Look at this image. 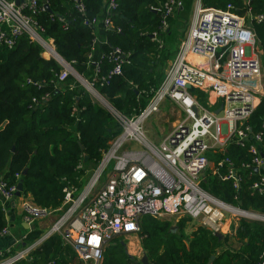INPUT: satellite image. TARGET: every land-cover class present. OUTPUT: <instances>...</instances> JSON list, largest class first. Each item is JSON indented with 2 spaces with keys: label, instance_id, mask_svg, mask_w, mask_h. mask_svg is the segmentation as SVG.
Masks as SVG:
<instances>
[{
  "label": "built area",
  "instance_id": "2783aa9c",
  "mask_svg": "<svg viewBox=\"0 0 264 264\" xmlns=\"http://www.w3.org/2000/svg\"><path fill=\"white\" fill-rule=\"evenodd\" d=\"M72 1L84 24L93 27L92 49L87 54V65L94 66L91 76L79 73L74 67L75 61H67L54 42L44 36L45 28L37 15L47 12L49 0H0V46L12 48L22 35L40 45L42 56L54 59L62 67L56 87L73 77L68 87L80 86L90 92L117 120L121 132L109 142L92 168L84 162L78 165V169H85L81 185L68 182L59 207H41L20 192L19 206L28 225L34 227L38 220L53 215L56 219L39 240L0 260V264L25 259L31 250L55 234L73 248L82 262L102 264L104 249L113 237L139 233L144 216L196 220L199 226L223 235L236 232L242 219L264 223V213L243 208L239 196L242 170L261 175L253 188L264 194L261 174L264 131L255 133L247 124L264 98V56L253 28L254 20L264 21V14H253L251 0H245L244 13L231 3L223 8L205 7L202 0H195L190 27L164 80L139 113L126 115L113 106L101 87L108 85L112 76L122 75L130 53L114 47L95 56V26L102 25L106 32L121 30L113 21L118 1L108 0L103 17L88 15L87 0ZM183 5V0H164L161 7L154 8L162 13L161 30L169 28L168 18L175 17ZM58 19L67 27L65 17ZM152 38L161 42L158 32ZM103 59L113 65L108 75H101ZM34 84L41 87L37 82ZM212 95L216 96L215 101ZM49 98L50 92L42 97ZM167 100L183 116L158 143L148 136L145 124ZM33 103L42 105L37 98ZM233 140L248 144L253 157L251 163L236 168L229 159L220 156ZM212 161L213 174L219 168L226 169L221 177L232 180L236 203L227 202L204 187ZM15 179L12 184L0 179V198H17L20 174H15ZM108 209H111L109 214ZM7 232V228L1 231ZM257 264H264V252Z\"/></svg>",
  "mask_w": 264,
  "mask_h": 264
},
{
  "label": "trees",
  "instance_id": "16d2710c",
  "mask_svg": "<svg viewBox=\"0 0 264 264\" xmlns=\"http://www.w3.org/2000/svg\"><path fill=\"white\" fill-rule=\"evenodd\" d=\"M117 1L119 6L113 21L121 30L105 31L107 42L102 44L101 50L109 52L119 47L130 55L122 67V75L112 76L101 91L120 112L134 115L147 105L153 91L164 80L169 61L179 49L177 46L171 50L165 36L171 34L177 21L190 18L195 0H183V9L175 17L168 18L169 28L165 31L160 29L162 13L154 9L161 7L164 0ZM49 3L52 12L47 10L37 15L45 28L44 36L54 42L67 61H75L74 67L79 73L91 76L94 66L87 65V54L92 49L93 27L84 24L72 0H49ZM229 3L240 13L245 12V0H202L205 7L223 8ZM250 4L253 14H264V0H251ZM86 5L90 17L98 15L100 0H87ZM59 16L68 20L67 27H63ZM253 28L264 56V21L254 20ZM154 32H158L161 42L152 38ZM42 51L40 45L25 35L18 37L12 48L0 46V174L8 184L15 183V174H20L19 180L24 187L21 194L30 196L41 207L54 209L61 205L63 189L68 182L81 185L85 169H78V165L84 162L90 167L97 163L102 151L121 132V126L84 88L68 87L73 77L56 87L62 67L54 59L43 57ZM100 64L101 75H108L113 65L107 59ZM47 92L50 98L43 100ZM34 98L42 101V105L35 106ZM247 124L255 133L264 131V98ZM220 156L229 159L236 168L253 160L248 144L241 145L236 140L229 142ZM225 172V168H219L203 185L223 200L236 203L232 180L221 177ZM241 175L242 207L264 213V194L253 188L261 175L248 170H242ZM172 225L168 219L142 218L140 234L151 264H209L213 255L215 259L211 264H257L264 252V223L240 221L236 234L244 242L240 250L222 249L224 241L203 226L184 241L183 233L181 237L170 233ZM186 226L187 219L179 222L182 230ZM4 228H7L5 213L0 206V233ZM41 234L42 231L36 229L27 240L33 242ZM163 235H170L171 240H165ZM14 264L83 262L73 248L55 234L33 250L29 258ZM102 264L141 262L130 258L126 246L116 236L105 247Z\"/></svg>",
  "mask_w": 264,
  "mask_h": 264
},
{
  "label": "crops",
  "instance_id": "0c3cea01",
  "mask_svg": "<svg viewBox=\"0 0 264 264\" xmlns=\"http://www.w3.org/2000/svg\"><path fill=\"white\" fill-rule=\"evenodd\" d=\"M107 2H108V0H100V11L98 13L99 17H103L105 15V8H106ZM192 14H193V12H192ZM192 14L189 18L190 21L192 18ZM167 30H168V28H167ZM95 34H96L95 56L98 57L102 51L101 46L104 43V41L106 40L105 30H104L102 25L98 24L95 26ZM166 41L169 43V40H166ZM211 98L213 101L216 100L215 95H212ZM165 102H170V101L167 100ZM161 134H163V133H161ZM214 169H215V165H214V162L212 161L210 168H209V171L205 176V181L209 178V175H211V173H213ZM261 174L264 176V168L262 169ZM0 179H2V174H0ZM19 202L20 201L18 199V196L15 200L0 198V206L5 213L6 226H7V230H8V232L5 234L0 233V260L7 258L9 256H13L21 250L27 249V247L31 246L35 241L39 240L48 231V229L50 228V226L53 224V222L56 219V215H55V219L51 218L53 216L48 217V218H43V219L38 220L35 223L34 227H31L30 225H28V223L25 222L24 216H22V212H21V209L19 206ZM158 219H162V220L168 219V220L172 221V223H173L172 227H176V230L174 231V233L177 234L176 236L181 237V235H180L181 234L180 231H181L183 233V238H184L183 240L186 241L185 237H187L188 238L187 240H189L190 236L186 235L184 233V231H182V229L179 227V222L181 220L178 221V219L176 217H173V216L162 217V218H158ZM141 221H142V219H141ZM141 221H140V223H141ZM188 223L194 224L193 221L187 222V225H188ZM196 226H197V228L199 227L198 223ZM185 228H187V227H185ZM36 229L42 231L41 237L39 239L33 241V242H29L27 240L29 234L32 231H35ZM141 231L139 233H135V234L127 236L126 238L129 239V241H127V242H122L123 237L125 235H121V236H117V237L120 238V241L125 246H126V244H128V248H126V249L128 251V255L130 256V258H132L135 261H140L142 264V258H143L144 253L146 251L143 247V236L140 234ZM170 233H173V232H170ZM232 234L231 235H224V237L222 239H219L220 241H224L223 247H221L222 249L228 248L231 250H240L244 246V242H241L239 240V238L237 237V235H232ZM235 234H237V230H236ZM114 237H116V236H114ZM163 238L167 241L171 240L170 235H163ZM165 244L166 243H164V246H165ZM33 250H35V249H33ZM33 250H31V252ZM29 254L30 253L27 254L25 259L29 258ZM83 264H90V263L83 262Z\"/></svg>",
  "mask_w": 264,
  "mask_h": 264
},
{
  "label": "rangeland",
  "instance_id": "374dc122",
  "mask_svg": "<svg viewBox=\"0 0 264 264\" xmlns=\"http://www.w3.org/2000/svg\"><path fill=\"white\" fill-rule=\"evenodd\" d=\"M177 23H178V25L172 26L171 34L165 36V39L169 40V43L167 42L168 43L167 45L171 48V50L175 49L177 46L180 47L181 42L185 36V33L187 32V30L190 27V20L189 19H180L179 21H177ZM175 56H174V58H175ZM174 58H172L171 61ZM170 63L171 62L169 61V65H170ZM89 94L92 97V99L94 100V102H96L101 107L105 108L100 102H98L92 96V94L90 92H89ZM105 109H107V108H105ZM182 116H183V112L179 108H177V106L175 104H173V103L171 104V101L163 103L161 105L160 111L151 115L148 118V120L146 121L145 126L147 129L148 136L155 142H158V143L161 142L162 139L171 131L174 123L177 122ZM161 133H163V134H161ZM90 167L92 168L93 165L90 164ZM91 174H92V171H91ZM51 218L55 219V215H53V217H51ZM189 221L190 220L187 219V222H189ZM193 222H194V224L188 223V225L186 226L187 228L182 230L188 236H191L193 231H195V229L197 228V226H196L197 221L194 220ZM180 233H182V232L180 231ZM180 235H182V234H180ZM232 235H236L235 232ZM126 237L127 236L123 237L122 242L129 241V239ZM185 238H186V240L188 239L187 237H185Z\"/></svg>",
  "mask_w": 264,
  "mask_h": 264
},
{
  "label": "water",
  "instance_id": "95a60500",
  "mask_svg": "<svg viewBox=\"0 0 264 264\" xmlns=\"http://www.w3.org/2000/svg\"><path fill=\"white\" fill-rule=\"evenodd\" d=\"M46 8H47V10L49 11V12H52V9H51V7H50V5L49 4H47L46 5ZM218 112V111H217ZM255 171H257L258 172V168L257 169H255ZM26 172H24V174H25ZM17 192H16V196H19V194H20V192L22 191V190H24V187H22V183H21V181L18 183V185H17ZM111 212V209H108L107 210V213L109 214ZM171 231L170 232H173L174 233V231L176 230V227H172L171 229H170ZM219 239H222L223 237H224V235L223 234H220V233H217V234H215ZM215 259V256L213 255L212 257H211V260H210V262H209V264H211L212 262H213V260ZM142 264H151V262H150V259H149V256L147 255V253L145 252L144 253V256H143V258H142Z\"/></svg>",
  "mask_w": 264,
  "mask_h": 264
}]
</instances>
